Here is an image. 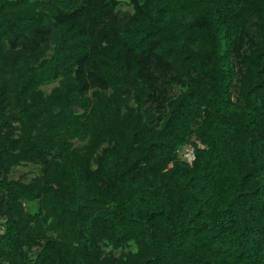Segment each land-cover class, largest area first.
Masks as SVG:
<instances>
[{
	"label": "trees",
	"instance_id": "trees-1",
	"mask_svg": "<svg viewBox=\"0 0 264 264\" xmlns=\"http://www.w3.org/2000/svg\"><path fill=\"white\" fill-rule=\"evenodd\" d=\"M0 227V264H264V0H0Z\"/></svg>",
	"mask_w": 264,
	"mask_h": 264
},
{
	"label": "rangeland",
	"instance_id": "rangeland-1",
	"mask_svg": "<svg viewBox=\"0 0 264 264\" xmlns=\"http://www.w3.org/2000/svg\"><path fill=\"white\" fill-rule=\"evenodd\" d=\"M121 10H131L130 7H127L124 3L120 4ZM54 84H48L44 86V90L48 92L51 88V86ZM180 156L187 159L188 161L192 160L193 153H192V147L187 144L180 150ZM41 172V165L37 163H27L22 164L16 167H13L9 173V178H18L19 176L26 175V179H30L31 177L40 174ZM34 203H29L28 207L31 210H34ZM1 230V227H0Z\"/></svg>",
	"mask_w": 264,
	"mask_h": 264
}]
</instances>
